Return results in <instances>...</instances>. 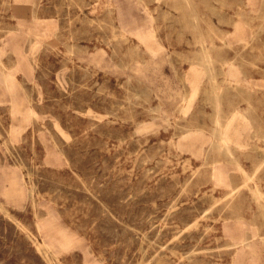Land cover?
<instances>
[{
    "label": "rangeland",
    "instance_id": "rangeland-1",
    "mask_svg": "<svg viewBox=\"0 0 264 264\" xmlns=\"http://www.w3.org/2000/svg\"><path fill=\"white\" fill-rule=\"evenodd\" d=\"M0 52V264H238L243 230L264 264V0H0Z\"/></svg>",
    "mask_w": 264,
    "mask_h": 264
},
{
    "label": "bare ground",
    "instance_id": "bare-ground-1",
    "mask_svg": "<svg viewBox=\"0 0 264 264\" xmlns=\"http://www.w3.org/2000/svg\"><path fill=\"white\" fill-rule=\"evenodd\" d=\"M245 16H247V15H245ZM245 19V18H244ZM262 25V24H261ZM145 37V36H144ZM35 41V40H34ZM1 53V52H0ZM204 58H205V60L203 61V63L204 64H206V65H209L207 68L209 69L208 71H211V75H212V73L215 71L214 70V67L212 66L213 64H214V61L213 60H211L210 59V54L209 53H206L205 55H204ZM1 67V66H0ZM205 70V69H204ZM208 71L206 72V73H208ZM208 73V74H209ZM214 74V73H213ZM5 75V74H4ZM215 75V74H214ZM225 75V74H224ZM3 76V75H2ZM210 76V75H209ZM245 76V75H244ZM4 77V76H3ZM214 77V76H213ZM215 89V88H214ZM214 93H213V98H214V101H215V105H216V108H215V123L217 124V128L213 131V135L215 136V137H217V138H221V139H224L225 137H226V131L223 129V128H221V125H222V122H223V117H222V115H221V107H220V96H219V94L218 93H216V92H218L217 90L216 91H213ZM146 99V98H145ZM252 102V101H251ZM228 118V117H227ZM235 119V116L233 115L232 116V118L229 120V121H227V128H228V125H230V123L233 121ZM225 120V119H224ZM246 120V119H245ZM247 123V122H246ZM249 128H250V126H249ZM188 131V130H187ZM196 131V130H195ZM200 131V130H199ZM183 134V133H182ZM220 139V140H221ZM222 141V140H221ZM231 149L232 148H230V145L229 144H226L225 145V147H224V151L225 152H229V154L231 153ZM210 150V149H209ZM231 155V154H230ZM240 157V156H239ZM232 158V157H231ZM233 163H236V165L237 166H239L240 168H241V170H242V167H241V165L239 164L240 162H238V159H237V157H233ZM214 166V165H213ZM259 166V165H258ZM239 168V169H240ZM259 168V167H258ZM243 171H244V169H243ZM246 177H247V175H245ZM212 177H214L215 179H216V181L218 182V183H222V182H224V180H225V178H226V176H225V172H224V170H223V168H222V166L221 165H215L214 166V168H213V176ZM250 177V176H249ZM249 179V178H248ZM231 180V179H230ZM231 182V181H230ZM245 182V181H244ZM19 184V183H18ZM18 184H17V186H18ZM231 185V184H230ZM246 185V184H245ZM245 185H243V186H245ZM230 188H232V186L230 187ZM242 187L241 186H236L235 187V190H239V191H241L240 189H241ZM234 189V188H233ZM255 189H256V187H255ZM228 190V189H227ZM254 190V189H253ZM231 191V190H230ZM239 191H238V193H239ZM237 192V191H236ZM255 192H257V194H260V195H262L261 194V191L259 190V189H257V190H255ZM237 194V193H236ZM255 197V196H254ZM258 197V196H257ZM264 198V197H263ZM227 199H229V197L227 198ZM224 200V199H223ZM264 201V200H263ZM247 225V224H246ZM245 228H246V226H245ZM248 228V227H247ZM253 228V227H252ZM229 232H230V230L228 231V235H229ZM258 234V233H257ZM230 237V236H229ZM230 240H231V242H230V246L235 250V253L237 254V256H238V258H237V262H238V264L240 263V261H239V258L240 257H242V256H244V255H248V254H251V255H253V257L251 258V262H249L250 264H257V261H255L254 260V256L256 255V253L254 252L255 251V247H254V243H255V241H254V236L253 235H250L249 234V232H247L246 230H243V231H241L239 234H233L231 237H230ZM244 250H248V253H245L244 252ZM248 262V260L246 261V264H248L247 263Z\"/></svg>",
    "mask_w": 264,
    "mask_h": 264
}]
</instances>
